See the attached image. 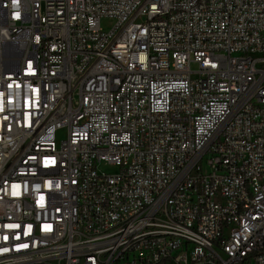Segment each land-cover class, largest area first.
I'll list each match as a JSON object with an SVG mask.
<instances>
[{
    "label": "built area",
    "instance_id": "1",
    "mask_svg": "<svg viewBox=\"0 0 264 264\" xmlns=\"http://www.w3.org/2000/svg\"><path fill=\"white\" fill-rule=\"evenodd\" d=\"M0 264H264V0H0Z\"/></svg>",
    "mask_w": 264,
    "mask_h": 264
},
{
    "label": "rangeland",
    "instance_id": "2",
    "mask_svg": "<svg viewBox=\"0 0 264 264\" xmlns=\"http://www.w3.org/2000/svg\"><path fill=\"white\" fill-rule=\"evenodd\" d=\"M115 24V21L112 20V19H104L103 22H102V27L104 30L106 31H109ZM118 170V168H115L113 166H110V165H105L103 164L101 166V171L102 172H105L107 174H112L114 172H116ZM205 172L207 173L208 172V169L206 168L205 169Z\"/></svg>",
    "mask_w": 264,
    "mask_h": 264
}]
</instances>
